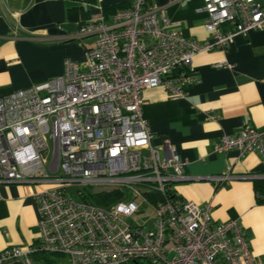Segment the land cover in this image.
I'll return each instance as SVG.
<instances>
[{
	"label": "built area",
	"instance_id": "obj_1",
	"mask_svg": "<svg viewBox=\"0 0 264 264\" xmlns=\"http://www.w3.org/2000/svg\"><path fill=\"white\" fill-rule=\"evenodd\" d=\"M196 10L207 14L211 40L170 28L149 0H130L108 19L101 11L79 25V35L94 36L84 66L65 59L61 75L0 98V185L43 186L31 194L35 240L0 251V264H262L236 220L214 224L209 205L176 193L185 161L169 145L161 154L142 116L145 88L182 97L199 81L198 52L264 30V0H203ZM230 149L264 161V128H240L215 145ZM229 171L208 178L220 183ZM105 189L120 198L109 206L88 200ZM145 208L146 223L131 222Z\"/></svg>",
	"mask_w": 264,
	"mask_h": 264
},
{
	"label": "crops",
	"instance_id": "obj_2",
	"mask_svg": "<svg viewBox=\"0 0 264 264\" xmlns=\"http://www.w3.org/2000/svg\"><path fill=\"white\" fill-rule=\"evenodd\" d=\"M161 8L169 27L198 41L211 40L203 0H149ZM0 98L62 74L65 59L85 65L84 49L93 35H79V25L130 0H0ZM199 81L172 97L162 86L142 91V116L152 144L164 153L169 145L185 161L187 179L174 185L183 199L209 205L213 223L236 220L256 261L264 264V203L253 180L264 174L256 152L215 151L225 135L243 127L264 128V30L235 36L225 50L193 57ZM215 116L216 119H210ZM220 183L208 177L227 171ZM200 177V179H196ZM38 184L0 185V251L29 245L36 238L37 210L32 193Z\"/></svg>",
	"mask_w": 264,
	"mask_h": 264
},
{
	"label": "trees",
	"instance_id": "obj_3",
	"mask_svg": "<svg viewBox=\"0 0 264 264\" xmlns=\"http://www.w3.org/2000/svg\"><path fill=\"white\" fill-rule=\"evenodd\" d=\"M123 7H111V12L109 14L106 13L107 9H102V13L106 19H108L115 11L121 9ZM254 190L256 194V199L258 203H264V178H257L253 180ZM90 196L88 200L93 202L94 204L100 206H109L114 201L120 198V190L118 189H105L99 191L90 192Z\"/></svg>",
	"mask_w": 264,
	"mask_h": 264
},
{
	"label": "rangeland",
	"instance_id": "obj_4",
	"mask_svg": "<svg viewBox=\"0 0 264 264\" xmlns=\"http://www.w3.org/2000/svg\"><path fill=\"white\" fill-rule=\"evenodd\" d=\"M49 148L51 149V143L49 142ZM50 159V153H48L47 155V160ZM40 187L42 188L43 186L40 185ZM77 187L76 186H72L70 189H69V194H72L73 197L75 198V200L77 201H80V197L78 196L77 194ZM149 210L147 208H145V210L143 212H139L137 214H135V216L133 217L134 220L131 221V222H135V223H141V224H145L148 217H150L151 213L148 212ZM55 258V257H54Z\"/></svg>",
	"mask_w": 264,
	"mask_h": 264
}]
</instances>
